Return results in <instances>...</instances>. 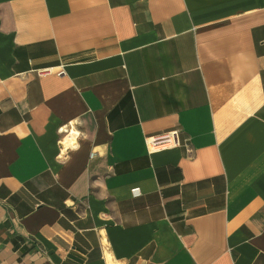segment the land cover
Returning a JSON list of instances; mask_svg holds the SVG:
<instances>
[{
	"label": "crops",
	"instance_id": "crops-1",
	"mask_svg": "<svg viewBox=\"0 0 264 264\" xmlns=\"http://www.w3.org/2000/svg\"><path fill=\"white\" fill-rule=\"evenodd\" d=\"M0 264H264V0H0Z\"/></svg>",
	"mask_w": 264,
	"mask_h": 264
},
{
	"label": "built area",
	"instance_id": "built-area-1",
	"mask_svg": "<svg viewBox=\"0 0 264 264\" xmlns=\"http://www.w3.org/2000/svg\"><path fill=\"white\" fill-rule=\"evenodd\" d=\"M49 72V70H42L39 73L44 74ZM146 144L150 151L158 150L163 147H175V146H183L187 152H191L192 149L189 145L188 139L180 141L178 130H171L164 134L158 136H150L146 139ZM133 196H138L140 194L139 187H134L131 189Z\"/></svg>",
	"mask_w": 264,
	"mask_h": 264
},
{
	"label": "bare ground",
	"instance_id": "bare-ground-1",
	"mask_svg": "<svg viewBox=\"0 0 264 264\" xmlns=\"http://www.w3.org/2000/svg\"><path fill=\"white\" fill-rule=\"evenodd\" d=\"M68 142H70V139H65L64 141H63V144H67ZM109 261H110V259H108ZM111 262V261H110Z\"/></svg>",
	"mask_w": 264,
	"mask_h": 264
}]
</instances>
